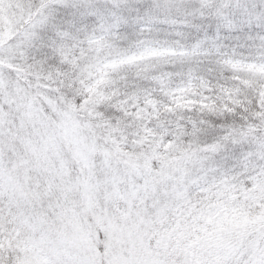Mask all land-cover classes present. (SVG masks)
<instances>
[{"label": "snow or ice", "instance_id": "obj_1", "mask_svg": "<svg viewBox=\"0 0 264 264\" xmlns=\"http://www.w3.org/2000/svg\"><path fill=\"white\" fill-rule=\"evenodd\" d=\"M0 264H264V0H0Z\"/></svg>", "mask_w": 264, "mask_h": 264}]
</instances>
